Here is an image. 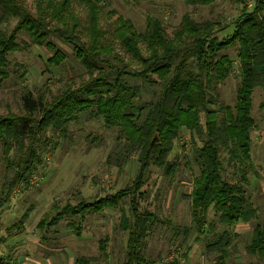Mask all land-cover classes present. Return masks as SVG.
I'll use <instances>...</instances> for the list:
<instances>
[{
	"label": "trees",
	"instance_id": "16d2710c",
	"mask_svg": "<svg viewBox=\"0 0 264 264\" xmlns=\"http://www.w3.org/2000/svg\"><path fill=\"white\" fill-rule=\"evenodd\" d=\"M182 1L186 6H205L219 0ZM220 1H231L241 7L231 23L220 27L218 22H198L186 14L171 39L160 19L148 18L147 29L141 33L118 12H105L98 1H77V12L72 5L75 0H34L35 16L24 0H0V23L11 18L18 20L9 38L6 40L5 35L0 38V77L9 78L8 57L20 49L17 37L22 32L36 44H46L55 50L49 63L59 66L64 57L48 41L50 36H56L75 47V56L87 71H97L78 86L65 84L56 92L36 94L24 87L20 112L0 114V145L7 171L12 174L0 192V209L10 202L17 186L31 185L43 164L44 154L56 150L59 137L67 136V126L77 115L92 110L108 127L119 130L128 153L137 156L136 179L132 187L94 203L82 201L64 210L83 218L91 210L115 209L120 200L132 195L130 211L134 220L126 224L130 233L123 264H152L145 259L142 248L156 216L141 212L134 196L146 183L152 166L162 169L167 177L176 173L177 163L169 162L168 158L183 128L202 133L205 127L203 146L198 151L201 171L189 195L192 210L205 215L213 207L227 229L235 224L251 223L257 208L242 185L224 179L221 153L234 166H247L252 159V132L256 126L253 94L256 89L264 91V0H253L251 4L245 0ZM80 12L86 17L85 23L77 14ZM52 22L57 26H52ZM229 29V37H219ZM114 42H119L139 64L131 77L151 83L159 92L147 104L142 119L125 111L123 75L128 73L109 56ZM141 43L145 44L148 57L143 56ZM230 46H237L240 66L237 97L233 109L221 106L225 114L218 118L217 112L208 107L211 103L208 83L211 77L224 82L231 74L232 61L220 54ZM201 114L205 118L204 127ZM48 133L56 135L57 141L51 140ZM59 215L62 217V213ZM26 218L27 214L22 222ZM77 225L72 223L69 227L78 231L81 227ZM227 229L207 246L209 254H217L215 264H228L232 233ZM100 250L104 253V242L100 243ZM247 251L264 259V228L260 225L253 228ZM95 261L96 258L81 256L75 264Z\"/></svg>",
	"mask_w": 264,
	"mask_h": 264
},
{
	"label": "rangeland",
	"instance_id": "374dc122",
	"mask_svg": "<svg viewBox=\"0 0 264 264\" xmlns=\"http://www.w3.org/2000/svg\"><path fill=\"white\" fill-rule=\"evenodd\" d=\"M77 1L72 5L79 12ZM93 1H98L105 12H118L141 33L147 29L148 18H158L171 39L186 14L198 22L211 20L223 27L241 11L239 5L220 0L205 6H186L182 0ZM245 1L250 4L253 0ZM24 2L36 16L34 0ZM77 14L85 23L84 13ZM17 23L18 20L13 18L0 23V38L5 35L7 40ZM52 26H57L56 22H52ZM229 32L230 29L219 37H229ZM106 37L109 39L110 34ZM48 41L64 55L59 66L49 63L55 50L46 44H36L25 32L18 33L20 49L8 57L9 78L0 77V114L20 112L24 87L36 94L47 90L56 92L65 84L78 86L91 74H97V71H87L78 61L73 45L56 36H50ZM139 46L143 56L148 57L145 44ZM112 50L109 56L128 73L123 75L126 81L123 85L125 111L142 119L147 104L156 99L159 92L151 83L131 77L138 71L139 64L119 42H114ZM220 54L227 55L233 67L224 82L215 77L209 79L211 103L208 107L217 112L218 118L225 114L220 110L221 106L234 107L240 72L237 46H230ZM252 114L256 126L252 132L251 162L247 166H234L228 164L225 153H221V157L224 179L242 185L257 208L256 218L251 223H239L227 229L220 223L213 207L205 215L203 212L195 214L192 210L189 195L201 171L198 151L205 139V118L201 114L202 133L183 128L175 141L168 161L177 163L176 173L167 177L162 169L152 166L146 183L134 196L141 212L156 216L142 248L147 261L152 264H215L217 254H209L207 246L227 229L232 233L228 264H264V259L247 251L253 228L257 225L264 228V91L261 89H256L253 94ZM77 116L67 126V136L59 137L60 145L56 150L44 154L43 164L35 174V183L17 186L10 202L0 209L2 264H75L81 256L96 258L91 264L125 262L130 233L126 224L134 220L130 211L132 195L120 200L115 209L91 210L85 212L83 218L64 209L82 201L94 203L132 187L137 174V156L128 153L119 130L108 127L95 112L88 110ZM48 136L57 141L56 135L48 133ZM11 177L0 145V192ZM25 214L27 218L22 222ZM72 223H77L80 230L69 227ZM101 242L105 243L104 253L100 250Z\"/></svg>",
	"mask_w": 264,
	"mask_h": 264
},
{
	"label": "built area",
	"instance_id": "2783aa9c",
	"mask_svg": "<svg viewBox=\"0 0 264 264\" xmlns=\"http://www.w3.org/2000/svg\"><path fill=\"white\" fill-rule=\"evenodd\" d=\"M250 4H251V3H250ZM47 159L49 160V158H47ZM36 180H37V177L34 176L33 179H32V181H31V185L34 184Z\"/></svg>",
	"mask_w": 264,
	"mask_h": 264
}]
</instances>
